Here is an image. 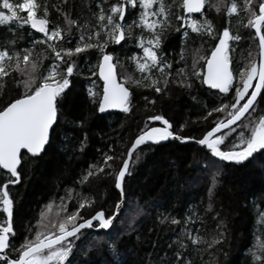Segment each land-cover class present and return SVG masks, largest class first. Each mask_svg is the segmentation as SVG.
Wrapping results in <instances>:
<instances>
[{
  "label": "snow or ice",
  "instance_id": "snow-or-ice-1",
  "mask_svg": "<svg viewBox=\"0 0 264 264\" xmlns=\"http://www.w3.org/2000/svg\"><path fill=\"white\" fill-rule=\"evenodd\" d=\"M62 3L67 4V0ZM93 4V21L85 23L70 19L68 12L53 5L69 26L64 28L52 24L47 3L41 8L39 0H0V27L11 33L9 41L0 44V81L16 79L17 74L20 77L15 95L5 96L7 83L0 84V170L4 172L0 182V264H124L122 249L129 243L125 233L134 230L140 214V206L131 204L129 192L135 167L142 158L141 146L151 149L176 141L206 150L204 170L214 169L210 171L208 213L214 211L212 200L222 174L220 165L239 171L264 153V108L260 107L264 101V0H93ZM206 5L223 15V25L217 27L208 19L202 11ZM127 15L135 17L131 23H126ZM233 16L246 19L241 22L247 33L233 32ZM173 33L182 45L179 59L184 67H175L176 52L167 46ZM192 34L202 43L193 50L189 67L184 50L190 39L194 42ZM245 36L251 39L256 53L249 52L247 63L239 67L234 65L233 54L235 45ZM121 42L134 44L138 50L126 57L133 68L129 75L117 73L116 68L124 65L115 48L110 47H118ZM38 46H42L39 51ZM92 58L95 64L90 68L91 77L98 76L102 87L91 80L85 104L90 101L96 113L119 110L129 114L134 98L131 88L135 86L154 94L143 96L151 114L145 115L134 139L119 141L123 147L112 141L106 151L98 149V161L90 163L80 175V185L95 182L113 194L108 211L104 208L107 198H101L98 204L94 197L78 193L77 205L69 211L68 201L61 196L55 213L52 201L40 207L35 223L25 224L23 241L17 244L13 216L18 201L11 186L20 183L21 168L37 163L53 143L61 123L62 99L73 76L84 67L80 61L91 65ZM174 89L186 92L198 105L205 92L210 97L202 105L205 114L197 118L208 125L200 137L186 134L185 123L177 128L162 111H156L157 103L163 109ZM214 114L217 116L209 124ZM84 122L75 118L80 127ZM193 208L188 206L182 221L157 215L160 224L170 219L173 226L180 225L170 245L171 255L166 253L159 264H194L190 249L199 253L201 245H206L203 251L214 257L210 264H227V218L222 211L212 217L216 228L211 238L205 239L194 227L202 217ZM87 209L92 211L85 216L82 210ZM122 212L127 228L123 222L117 225ZM258 217V223H264V211H258ZM247 255L250 264H264V228L254 233Z\"/></svg>",
  "mask_w": 264,
  "mask_h": 264
},
{
  "label": "trees",
  "instance_id": "trees-1",
  "mask_svg": "<svg viewBox=\"0 0 264 264\" xmlns=\"http://www.w3.org/2000/svg\"><path fill=\"white\" fill-rule=\"evenodd\" d=\"M168 2L170 3L171 0ZM39 3L41 8L47 3L52 24H59L64 28L69 27L64 23V17L56 11L53 5L68 12L69 18L78 19L79 23L93 21L92 11L95 10L93 0H67V4H63L62 0H39ZM204 12L217 27L225 23L223 15L217 13L215 9L206 5ZM134 18L133 15H127L126 23H131ZM241 21L246 22V19L243 16L231 18L233 32L239 31L245 34L249 31L243 27ZM71 31L77 32L75 26H71ZM10 37L11 33L8 29L0 27V44L7 43ZM192 37L194 42L190 39L187 49L184 50L189 67L192 63L193 50L200 47L202 43L196 34H192ZM167 46L169 50L174 49L176 52L175 67H184V62L179 59L182 45L175 33L169 37ZM110 47L115 48V55L124 65L122 68L119 66L116 68L117 73L119 75L132 74L133 68L126 62V57L131 56L132 52L137 50L134 44L121 42L118 47ZM41 48L42 46H38V51ZM235 48L233 61L234 65L239 67L247 63L249 52L253 55L256 53V48L248 36H245L242 42L237 43ZM80 63L84 67L73 76L72 84L62 99L61 123L56 127L53 143L47 147L37 163L31 166L25 164L21 168L20 183L17 186H11L13 195L18 201L13 216L17 244L23 241V234L26 232L25 224L35 223L40 207L52 201L54 204L52 211L55 213V205L60 203L61 196L68 201L69 211L77 205L78 193L87 195L89 198L94 197L98 204L101 198H107L108 202L104 204V208L108 211L113 204V194L103 187H97L95 182L92 185H80V175L90 163L98 161L100 156L98 149L106 151V145L112 141L117 142V147H123L119 141L134 139L138 126H143L145 115L151 114L150 109L145 107L143 96L151 97L154 94L135 86L131 88L134 93L131 113L107 115L96 113L90 101L85 104L86 89L90 86L91 80H95L98 87L102 86L97 77H91L90 68L95 64V58H92L91 65L83 60ZM19 79L17 74L16 79L5 78V81H0V84L7 83V88L4 90L5 96L16 94V80ZM209 99L210 97L205 92L198 105L186 92L174 89L171 99L165 102L163 109L160 108L159 102L157 103L156 111H162L177 128L180 123H185L186 134L200 137L208 125L199 122L197 118L205 114L202 105ZM260 107L264 108V101L261 102ZM216 116L217 114H214L209 118V124ZM75 118L84 119L83 127L75 123ZM194 121L197 122L194 123ZM81 141L84 142L83 150H81ZM231 142L230 140L229 143ZM141 153L142 158L135 167L129 192L131 204L140 206V214L134 221V230L131 233H125L126 238H129V243L122 249L124 264H159L160 259L164 258L166 253L170 256V245L174 244L175 237L180 231V225L173 226L170 219L160 224L156 217L158 214L161 219L165 215L170 218L174 216L182 221L189 205H194L193 210L202 217L201 220L195 222L194 227L200 229L199 234L205 239H210L211 233L216 228V222L212 220V217L222 211L227 218L230 231V243L225 246L227 264H250L251 257L247 255V250L254 243V233L264 228V223H258V211H264V153L255 157L249 166L255 169L257 180L246 184L243 188L235 189L237 195H240V213L237 217L230 216L227 206V195L233 189L230 178L233 177L232 173L235 170L231 167L224 168L223 165H220L222 174L212 200L214 211L211 213L205 211L209 203L210 171L214 170L211 167L209 171L204 170L206 150L200 151L199 147L194 144L172 141L151 149L143 147ZM136 173L145 175L143 183H136ZM3 177L4 172L0 170V182ZM128 208L129 205L126 204L125 209ZM82 211L87 216L92 210ZM121 222L127 228L125 212L121 213V220L117 221V225L119 226ZM201 249L199 253L190 249L191 259L194 264H210L214 257L203 251L206 245H201ZM220 258L224 259L222 253ZM103 259L110 260L109 257Z\"/></svg>",
  "mask_w": 264,
  "mask_h": 264
},
{
  "label": "rangeland",
  "instance_id": "rangeland-1",
  "mask_svg": "<svg viewBox=\"0 0 264 264\" xmlns=\"http://www.w3.org/2000/svg\"><path fill=\"white\" fill-rule=\"evenodd\" d=\"M205 10V9H204ZM137 51V50H136ZM234 171V170H233ZM255 169L247 167L242 170H235L232 175L233 177L230 178V182L233 186V189L230 190L229 194L227 195V206L228 211H230L231 217H237L239 216L240 211V195H237V192H235L237 188H243L248 183H254L257 179L256 174L254 173ZM136 183H143L145 181V175L136 173L135 178Z\"/></svg>",
  "mask_w": 264,
  "mask_h": 264
},
{
  "label": "water",
  "instance_id": "water-1",
  "mask_svg": "<svg viewBox=\"0 0 264 264\" xmlns=\"http://www.w3.org/2000/svg\"><path fill=\"white\" fill-rule=\"evenodd\" d=\"M202 11H204V9L202 10ZM194 15V17H196V16H198V14H193ZM97 78H98V76H97ZM99 79V78H98ZM101 82V81H100ZM101 84H102V82H101ZM102 87V86H101ZM111 113H119V114H123L122 112H120L119 110H108L107 112H105V113H98L99 115H107V114H111ZM159 123V122H158ZM158 126V125H157ZM168 143V142H167ZM167 143H165V144H167ZM164 144V145H165ZM185 144H194V143H185ZM194 145H196V144H194ZM196 146H198V145H196ZM199 147V146H198ZM143 148V146H141V149ZM3 171V170H2Z\"/></svg>",
  "mask_w": 264,
  "mask_h": 264
}]
</instances>
